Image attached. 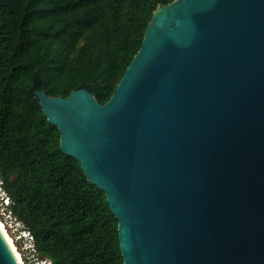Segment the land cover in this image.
<instances>
[{
  "label": "water",
  "instance_id": "obj_1",
  "mask_svg": "<svg viewBox=\"0 0 264 264\" xmlns=\"http://www.w3.org/2000/svg\"><path fill=\"white\" fill-rule=\"evenodd\" d=\"M35 94L124 264H264V0L159 5L105 104ZM0 264H19L1 230Z\"/></svg>",
  "mask_w": 264,
  "mask_h": 264
},
{
  "label": "trees",
  "instance_id": "obj_2",
  "mask_svg": "<svg viewBox=\"0 0 264 264\" xmlns=\"http://www.w3.org/2000/svg\"><path fill=\"white\" fill-rule=\"evenodd\" d=\"M175 0H0V171L14 214L53 264H124L118 220L35 91L108 102L159 5Z\"/></svg>",
  "mask_w": 264,
  "mask_h": 264
},
{
  "label": "built area",
  "instance_id": "obj_3",
  "mask_svg": "<svg viewBox=\"0 0 264 264\" xmlns=\"http://www.w3.org/2000/svg\"><path fill=\"white\" fill-rule=\"evenodd\" d=\"M12 199L4 188V182L0 171V218L5 224L8 232H12L15 241L20 245L25 258L32 264H53L52 260L42 257L37 250L36 242L32 232L14 214L12 210Z\"/></svg>",
  "mask_w": 264,
  "mask_h": 264
},
{
  "label": "bare ground",
  "instance_id": "obj_4",
  "mask_svg": "<svg viewBox=\"0 0 264 264\" xmlns=\"http://www.w3.org/2000/svg\"><path fill=\"white\" fill-rule=\"evenodd\" d=\"M0 230L3 233L5 239L7 240L11 250L13 251L18 263L19 264H25L24 259L21 255L19 249L17 248L13 237H11V235L9 234V232H8L5 224L2 222L1 218H0Z\"/></svg>",
  "mask_w": 264,
  "mask_h": 264
},
{
  "label": "rangeland",
  "instance_id": "obj_5",
  "mask_svg": "<svg viewBox=\"0 0 264 264\" xmlns=\"http://www.w3.org/2000/svg\"><path fill=\"white\" fill-rule=\"evenodd\" d=\"M2 222H3V221H2ZM9 234L11 235V237H13V239H14V241H15V237H14V235L12 234L11 231L9 232ZM15 244H16L17 248L19 249V251H20L22 257H23L25 264H32V263L29 262L28 259L25 258V255L23 254L22 250H20V249H21L20 245H19L16 241H15Z\"/></svg>",
  "mask_w": 264,
  "mask_h": 264
}]
</instances>
